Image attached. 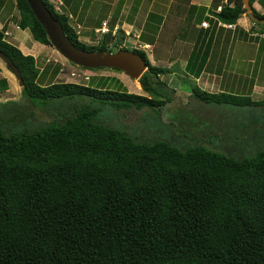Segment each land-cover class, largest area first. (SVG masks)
<instances>
[{
  "label": "trees",
  "instance_id": "obj_1",
  "mask_svg": "<svg viewBox=\"0 0 264 264\" xmlns=\"http://www.w3.org/2000/svg\"><path fill=\"white\" fill-rule=\"evenodd\" d=\"M43 2L76 46L129 50L121 46L123 29L113 34L114 26L96 45L85 44L68 16ZM15 5L18 27L51 45L27 1ZM243 13L242 0H227L209 15L234 24ZM5 31L2 26L0 50L20 70L21 94L32 105L89 101L63 120L13 133L0 128V264H264V150L236 158L202 143L138 140L96 115L104 106L161 110L171 100L160 77L172 72L168 67L149 63L144 49H130L148 61L139 77L147 95L74 82L40 85L35 58L8 41ZM203 65L186 61L195 77ZM7 87L0 78V91ZM190 96L264 111V98L250 95L194 85ZM0 105L11 107L4 116L12 123L18 102Z\"/></svg>",
  "mask_w": 264,
  "mask_h": 264
},
{
  "label": "rangeland",
  "instance_id": "obj_2",
  "mask_svg": "<svg viewBox=\"0 0 264 264\" xmlns=\"http://www.w3.org/2000/svg\"><path fill=\"white\" fill-rule=\"evenodd\" d=\"M85 1L89 2L90 0ZM182 1L186 4L189 0H163L165 8H159V5L156 7L159 8L157 10L161 13L164 9L168 10L169 17L174 18L185 7L182 6ZM92 2L96 3L95 7L91 8V11L95 13V15H91L94 17V22L92 18L80 22L78 20H70L71 25L78 32L79 39L87 45H96L101 40L104 32L96 33V29L102 25L103 21L108 24L109 18L114 19L117 7L111 6L107 2L101 5L102 1L100 0ZM123 2L124 0H119L118 2L120 4L118 8L119 14L123 11V7H121ZM51 3L55 5L54 0H51ZM59 8L64 11L62 6H59ZM6 9L7 13L12 12L10 14L14 16V19L19 17L14 0H10L7 3ZM186 13L183 17L179 15L181 18L185 17V20L175 21L177 22L176 29L183 28L184 25V29L190 27L192 29L190 35H188V30L184 35L171 34L174 37L167 38L162 36L155 38L154 30H149L152 33L145 30L143 33L145 37L143 38L139 36L140 32L135 29L131 30L125 27L123 30L125 37L121 46L129 48V50L132 48L144 49L149 63L168 67L172 71L171 73L160 75L161 79L166 83L165 87L171 96V100L161 110L149 107L116 110L110 106H104L96 115L97 121L123 129L138 140L153 141L158 138H165L171 143L182 144V146L187 143H202L209 148L233 155L236 158L253 154L257 150H264V111L256 110L255 112H250L246 107L238 108L231 105L205 104L190 96L191 88L196 84L194 82L195 79L190 76L185 68V64L193 50L194 42L192 41L194 39L193 36L196 35L193 30L196 26L198 27L199 22L201 25L202 21L209 22L210 19L197 13L195 15L196 21L190 24L189 12ZM119 14L115 18L120 19L121 14ZM101 16L103 17L102 19ZM121 19L125 18L122 16ZM249 21L251 20L249 19ZM181 22H183L182 25L180 24ZM169 23L173 22L167 21V24ZM124 24H128V22H119L120 26ZM115 25L120 28L117 24ZM0 26L2 27L1 23ZM152 26L151 23H148L146 29ZM92 29L96 34H91ZM221 31L223 34L217 39L212 36L213 42L210 49L208 48L209 50L213 49L211 50L212 52L216 50L210 55V64L215 66L218 65V62L214 63V57L221 53L220 51L218 53L217 46L220 42H223L222 38H224L225 33L231 32L227 28H221ZM8 33V41L14 45L18 44L24 54H30L35 58L40 70L37 79L40 85H47L52 82H74L93 87L117 88L128 93L147 95L143 91L139 78H132L125 72L113 68L79 67L62 56L52 45L37 44L34 46L35 41L29 35V32H27V34L29 33L28 38L21 34L20 40L16 41L13 40V38L15 39L13 31L8 30ZM164 33L166 32L164 31ZM151 34L153 37H149ZM30 41H32V45ZM146 42H151V44H145ZM20 44L24 45L25 48L21 47ZM109 45H113V43L110 42ZM196 48L199 47L197 46ZM207 69L211 70L212 68L208 65ZM74 70L81 71L84 74L71 76L69 72ZM3 77L6 78L8 87L0 91V103H5L9 100L17 101L19 105L17 110L20 111L18 117L11 123L10 118L6 119L7 116H4L5 114H10L11 107L3 108L0 105V119H2L0 120V128L7 133L33 129L54 120H63L66 115L73 114L74 110L72 107H78L80 103L89 101L87 98L80 100L59 99L53 100L45 106L39 107V104V106H34L21 94L22 86L15 75L8 69L5 61L0 58V78ZM204 82L196 80V83L201 88L211 89V92H218L213 90L215 87L204 85ZM231 88L223 87L222 90L239 94L238 91L231 90ZM254 98L258 99L257 95ZM1 122L6 124H1Z\"/></svg>",
  "mask_w": 264,
  "mask_h": 264
},
{
  "label": "crops",
  "instance_id": "obj_3",
  "mask_svg": "<svg viewBox=\"0 0 264 264\" xmlns=\"http://www.w3.org/2000/svg\"><path fill=\"white\" fill-rule=\"evenodd\" d=\"M60 1L62 3V9L64 10L63 12L68 16L69 21L78 20L80 22L82 20L92 18L94 22V17L91 15H95V13L91 11V8L95 7L96 3L94 4L92 2L95 0H90L89 2L85 0ZM100 1H102L101 5L107 2L111 6H117L115 12L116 15L119 14V0ZM226 1L227 0H189L186 4L182 1L181 4L185 7L180 10L179 14L172 18L169 17L168 10L164 9L162 13L157 10L159 8H165L163 0H124L121 5V7H123V11L120 13L121 15L119 14L120 19L115 18L116 15H114V19L109 18L108 27H113L117 24L123 30L125 27L131 30L135 29L140 32L139 35L141 36H143L145 30L149 33H152L149 30H154L156 34L155 38L162 36L171 38V34L184 35L188 32V30V35H190L192 30L190 27L188 29H184V25L183 28L176 29L177 22H180V20L183 19L185 20V17L181 18L179 15H182L183 17L186 12H189L188 16L191 24L196 21L195 15L197 13H199L202 17H206V15L212 11L217 12V7L221 6ZM8 2H10V0H0L1 25L4 26L7 31H13L15 36V39L13 38L14 41L20 40L19 37H21V34L28 38L29 33L27 34V32L29 31L27 29H21L16 25L18 17L14 19V16L10 14L12 12L7 13L6 5ZM158 5L159 8L156 7ZM251 5L252 9L257 13L264 14V0H254ZM122 16L125 19L122 20ZM102 18L103 17L101 16V19ZM178 18L179 20H177ZM167 21H171L173 23L167 24ZM119 22H128V24L120 26ZM148 23H151L153 26L146 29V25ZM182 23L183 22L180 24L182 25ZM208 23L209 27H202L199 22L198 27H195L197 30H195V28L193 30L196 35L193 36V50L189 57L191 58L193 66H195V64L200 65L204 62L199 76L195 77L190 74V76L195 79V84L199 86V82L197 84L196 80L205 81L203 83L204 85H209L208 87L211 85L215 87L213 90L216 91H223V87H232L231 90L238 91V95H250L253 99H255L254 96L256 95L258 99L264 98V29L256 25V23L249 21L246 13H243L241 17L238 18L236 23H234L233 29L219 26L217 24L216 17ZM221 28H227L231 30V32L228 34L225 33L223 36L224 38H222L223 42H220L217 46L218 53L219 51L221 53L214 57V63L218 62V65L215 66L214 64H210V55L216 50L212 52L211 50L213 49H209L213 42L212 36H215L214 39H217V37L223 34ZM164 31L166 33H164ZM149 37H153L152 34L149 35ZM30 44L32 45V41H30ZM37 44L43 45L37 41H35L33 45L36 46ZM15 45L20 49L18 44ZM20 46L25 48L22 44H20ZM197 46L199 48H196ZM202 49L203 51H201ZM192 55H194V57H192ZM208 65L211 66V70H206ZM4 79L6 80V78ZM201 89L212 91L211 89L203 87Z\"/></svg>",
  "mask_w": 264,
  "mask_h": 264
},
{
  "label": "water",
  "instance_id": "obj_4",
  "mask_svg": "<svg viewBox=\"0 0 264 264\" xmlns=\"http://www.w3.org/2000/svg\"><path fill=\"white\" fill-rule=\"evenodd\" d=\"M37 20L43 25L51 45L67 60L86 68H115L132 78H139L148 69V61L138 53L128 49L116 51L87 50L76 46L65 34L61 23L53 16L43 0H26ZM246 15L253 23L264 24V16L256 14L249 0H242ZM8 69L23 86V79L12 59L0 50Z\"/></svg>",
  "mask_w": 264,
  "mask_h": 264
},
{
  "label": "built area",
  "instance_id": "obj_5",
  "mask_svg": "<svg viewBox=\"0 0 264 264\" xmlns=\"http://www.w3.org/2000/svg\"><path fill=\"white\" fill-rule=\"evenodd\" d=\"M50 1H51V0H50ZM54 1H55V5H53V6H54L55 10H56V11H59V12H62V11L60 10V8H59V6H61V4H62L61 1H60V0H54ZM220 8H221V6L217 7V12L220 11ZM206 16L215 19V17H214L213 15H209V14H207ZM217 24H218L219 26H224V27L231 28V29L234 28V24H232V23H222V22H220V21L218 20V21H217ZM201 26H202V27H209V23H208L207 21H202V22H201ZM108 28H109V27H108L107 22H106V21H103V22H102V25H101L99 28L96 29V33L100 32V31H102V32L105 33V32L108 31ZM116 29H117V26L115 25V26L113 27V30H112V33H113V34L115 33ZM5 34H6V35H9L8 31H5ZM79 67H81V66H79ZM69 74H70L71 76H80L81 74H84V73L81 72V71L74 70V71H72V72H69Z\"/></svg>",
  "mask_w": 264,
  "mask_h": 264
}]
</instances>
